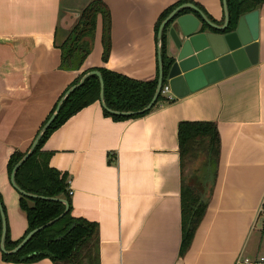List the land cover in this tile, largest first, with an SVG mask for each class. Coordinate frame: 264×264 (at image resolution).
<instances>
[{
  "label": "crops",
  "instance_id": "crops-1",
  "mask_svg": "<svg viewBox=\"0 0 264 264\" xmlns=\"http://www.w3.org/2000/svg\"><path fill=\"white\" fill-rule=\"evenodd\" d=\"M93 0H0V196L10 237L27 228L6 164L24 151L63 90L82 71L104 66L136 79L158 69L156 24L177 0H101L109 12L110 49L102 59L103 15L76 70L59 67L60 44ZM224 21L222 0H189ZM185 3V2H183ZM258 9L255 63L161 102L147 113L114 119L96 100L45 139L50 164L68 174L71 213L98 224L99 264H244L264 257V2ZM199 18L201 15L194 10ZM202 19V18H201ZM211 120L220 151L202 178L207 205L188 249L182 237L178 123ZM53 264L43 257L33 262Z\"/></svg>",
  "mask_w": 264,
  "mask_h": 264
},
{
  "label": "trees",
  "instance_id": "trees-1",
  "mask_svg": "<svg viewBox=\"0 0 264 264\" xmlns=\"http://www.w3.org/2000/svg\"><path fill=\"white\" fill-rule=\"evenodd\" d=\"M187 1L189 0H177L173 5L166 8L160 14L156 30L160 22L173 8ZM226 2L229 17L228 24L230 28H233L240 15L257 8L264 0H226ZM189 10V8H184L182 11L187 12ZM96 12H101L103 15L102 59H107L110 49L109 12L101 0H93L82 10L79 22L69 31L66 38L59 45L61 48L60 68L76 70L82 65L91 50ZM165 43L166 37L163 33L161 42L162 57H164ZM92 69H97L101 73L103 79V100L107 107L115 111L134 112L124 115L112 113L103 108V112L114 119L141 116L152 109L154 105L171 100L159 92L151 108L141 113H135L146 106L152 98L157 84L158 69L153 78L144 80L132 78L104 66L91 67L82 70L63 92L70 85L77 83L85 72ZM165 83L167 82L164 81L163 84ZM60 96L40 126L53 112ZM96 100H100L99 78L96 74H89L63 100L57 115L41 135L31 154L17 168L14 176L16 184L24 191L36 196L18 192V201L26 215L27 228L22 237L12 239L6 220L4 237L6 250H11L16 246L32 228L63 212L65 208L63 202L57 199L43 198L40 195L65 198L68 201V210L53 223L34 233L18 250L14 252H3L0 250L2 260L33 262L43 257H48L53 264H99L98 224L95 221L72 215L68 174L66 171L57 169L50 164L52 151L43 148L45 139L56 127L76 111ZM177 136L181 171L180 203L182 221L179 254L183 255L190 245L194 231L202 219L207 205L206 200L202 196L203 183L200 181L198 184L193 176L197 168L189 176L185 174V168L195 160H200V165L216 167L220 151V139L218 128L214 121L197 119L180 121L178 123ZM26 150H14L10 154L6 164L8 177L13 165ZM0 202L5 213V205L1 196Z\"/></svg>",
  "mask_w": 264,
  "mask_h": 264
},
{
  "label": "water",
  "instance_id": "water-1",
  "mask_svg": "<svg viewBox=\"0 0 264 264\" xmlns=\"http://www.w3.org/2000/svg\"><path fill=\"white\" fill-rule=\"evenodd\" d=\"M224 21L218 24L204 15L193 3H181L173 8L160 22L157 32L158 40V77L155 92L150 101L142 109L135 113H141L151 108L163 82L166 81L173 94L183 96L189 91L195 90L208 82H214L224 75H229L238 69L255 63L258 58V9H253L239 16L233 28L228 24V9L226 0H222ZM184 8L196 11L199 18L193 12H184ZM165 34L166 43L164 57L161 53L162 34ZM89 74H96L100 82V102L102 107L112 113L132 114L133 111H115L107 107L103 100V79L97 69L85 72L77 83L70 85L60 96L53 112L42 124L26 152L13 165L9 180L12 186L19 192L29 196H36L21 189L15 182L14 176L20 164L31 154L39 138L49 127L51 121L57 115L63 100L78 87ZM43 198L57 199L65 204L63 212L45 223L32 228L11 250L4 247L6 231V218L0 202L1 236L0 250L14 252L25 241L43 227L53 223L68 210V201L61 197ZM254 264H264V259Z\"/></svg>",
  "mask_w": 264,
  "mask_h": 264
},
{
  "label": "built area",
  "instance_id": "built-area-1",
  "mask_svg": "<svg viewBox=\"0 0 264 264\" xmlns=\"http://www.w3.org/2000/svg\"><path fill=\"white\" fill-rule=\"evenodd\" d=\"M160 92L162 94H164L168 99H172V97H173V93H172L168 83H165V84L162 85V88H161ZM256 219L260 222L261 226L264 228V202H262L260 204V206L258 207L257 214H256ZM262 259H264L263 256L259 257L256 260H251L250 258L245 257V258H243L241 260L238 259L237 262L238 263L242 262L244 264H254V263H256V262H258L259 260H262Z\"/></svg>",
  "mask_w": 264,
  "mask_h": 264
},
{
  "label": "rangeland",
  "instance_id": "rangeland-1",
  "mask_svg": "<svg viewBox=\"0 0 264 264\" xmlns=\"http://www.w3.org/2000/svg\"><path fill=\"white\" fill-rule=\"evenodd\" d=\"M41 126H39L37 128L36 132L32 135V139H31L30 143L32 142L33 138L35 137L36 133L38 132V130L40 129ZM195 168H197V170L194 172V174L193 173L192 174L195 178V181L199 184V182L202 180V178H204L208 174V172L210 170H212L213 166L208 165L206 167L205 165H200V160H198V161L195 160L191 164L187 165V167L185 168V174L189 176L190 173L193 172Z\"/></svg>",
  "mask_w": 264,
  "mask_h": 264
}]
</instances>
